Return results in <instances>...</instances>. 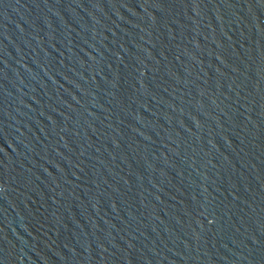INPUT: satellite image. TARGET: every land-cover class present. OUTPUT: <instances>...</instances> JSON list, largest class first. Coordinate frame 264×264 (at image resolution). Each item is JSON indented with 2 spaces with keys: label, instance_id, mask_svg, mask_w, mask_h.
I'll return each instance as SVG.
<instances>
[{
  "label": "water",
  "instance_id": "obj_1",
  "mask_svg": "<svg viewBox=\"0 0 264 264\" xmlns=\"http://www.w3.org/2000/svg\"><path fill=\"white\" fill-rule=\"evenodd\" d=\"M0 264H264V3L0 0Z\"/></svg>",
  "mask_w": 264,
  "mask_h": 264
},
{
  "label": "snow or ice",
  "instance_id": "obj_2",
  "mask_svg": "<svg viewBox=\"0 0 264 264\" xmlns=\"http://www.w3.org/2000/svg\"><path fill=\"white\" fill-rule=\"evenodd\" d=\"M262 3H264V0H261Z\"/></svg>",
  "mask_w": 264,
  "mask_h": 264
}]
</instances>
